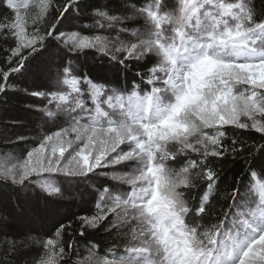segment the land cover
Listing matches in <instances>:
<instances>
[{"label":"snow or ice","instance_id":"1","mask_svg":"<svg viewBox=\"0 0 264 264\" xmlns=\"http://www.w3.org/2000/svg\"><path fill=\"white\" fill-rule=\"evenodd\" d=\"M0 3L12 12L0 23V38L12 42L0 62V94L35 63L47 73L46 90L28 94L41 99V119L63 124L22 159L0 155V183L18 192L38 188L47 207L51 197L63 196L58 176L116 181L104 189L97 211L80 217L82 229L103 225L123 242V253L96 264H264V144L248 150L235 138L225 143L226 126L252 129L264 140V13L250 0H150L125 10L93 7L92 28L63 31L74 10L79 14V0ZM33 6L38 11L29 15ZM132 16L143 17L144 29L127 41L83 34L125 27ZM53 46L75 60L95 50L125 68L132 60L151 67L144 65L142 84L129 90L55 63ZM246 150L228 211L214 217L210 194L220 177L208 158ZM104 169L112 171H98ZM197 180L207 192L194 201ZM63 231L61 225L40 241L44 252L36 264H73L79 249L69 243L66 251ZM28 242H5L0 264H13Z\"/></svg>","mask_w":264,"mask_h":264},{"label":"trees","instance_id":"2","mask_svg":"<svg viewBox=\"0 0 264 264\" xmlns=\"http://www.w3.org/2000/svg\"><path fill=\"white\" fill-rule=\"evenodd\" d=\"M66 2L67 0H53V5H63ZM149 2L150 0H79V14L77 15L74 10L73 15L65 22L66 27L62 30L79 31L92 28L95 17L90 15V11L93 7L107 6L125 10V8L132 9L133 6L137 8L147 6ZM29 3L34 5L35 0H29ZM168 3H174V0H168ZM250 5L254 6L257 14L264 13V0H250ZM37 11L38 8L30 7L29 15H34ZM11 16L12 12L0 3V23ZM51 22L50 15L47 23L51 24ZM124 25L125 27L117 25L110 32L84 31L83 34H100L108 37H116L119 34L121 40L127 41L132 38L133 33L143 31L144 19L140 16H132L124 22ZM11 43V40L5 43L4 39L0 38V62L6 58L4 49ZM49 55L55 63H71L75 72H86L97 82L109 83L112 86H127L129 90L133 83L142 84V76L147 72V67H151V63L146 60L139 62L132 60L126 61L125 68L110 56L95 50H88L86 55L82 53L79 59L75 60L53 46ZM115 55L122 58L120 54ZM146 63L147 67H144ZM46 79L47 73L33 63L28 71L22 75H15L10 81L13 87L7 94H0V155L10 153L22 159L26 150L34 147L42 135L54 133L63 126L62 122L53 123L51 120L46 122L41 119V113L38 111L42 107L41 99L28 94L34 91H45ZM150 87L148 86L146 90H150ZM225 130L226 144H230L233 138L245 142L249 146L248 150H254L253 146L259 147L260 144H264V140L260 138L261 134L252 129L244 130L226 126ZM18 136L26 137V139L18 140ZM248 150L238 155L229 153L224 157L208 158L211 161L210 166L220 177L218 187L214 188L210 194V203L215 209L214 217L217 213L223 216V213L228 211V193L236 186L238 180L243 179L247 165L242 157L247 155ZM173 166L176 167V165ZM98 171L110 173L112 170ZM90 175L92 179L69 180V178L58 176L56 179L63 190V196L51 197L47 207L44 200L46 194L40 192L38 188L18 192L13 186L0 183V248L5 242L12 240L31 241L27 243V246L19 248L13 257V264H36L44 252L40 241L53 236L61 225H64V231L60 239L66 251L69 243H74V246L79 249V255L72 257L73 264H96L97 260L113 258V253L120 255L124 252L121 239L115 232H106L103 225L98 229L81 228L80 217L94 214L104 189L111 188L117 183L111 180L110 176ZM196 183L200 184L201 188L192 192L194 201L207 192V188L204 187L206 182L197 180ZM81 231L84 232V236L80 235ZM60 264H63V261Z\"/></svg>","mask_w":264,"mask_h":264},{"label":"rangeland","instance_id":"3","mask_svg":"<svg viewBox=\"0 0 264 264\" xmlns=\"http://www.w3.org/2000/svg\"><path fill=\"white\" fill-rule=\"evenodd\" d=\"M242 119H244V118H242Z\"/></svg>","mask_w":264,"mask_h":264}]
</instances>
